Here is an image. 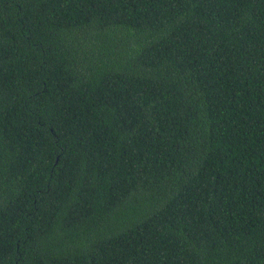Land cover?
Listing matches in <instances>:
<instances>
[{"label":"trees","instance_id":"1","mask_svg":"<svg viewBox=\"0 0 264 264\" xmlns=\"http://www.w3.org/2000/svg\"><path fill=\"white\" fill-rule=\"evenodd\" d=\"M0 264H264V0H0Z\"/></svg>","mask_w":264,"mask_h":264},{"label":"rangeland","instance_id":"2","mask_svg":"<svg viewBox=\"0 0 264 264\" xmlns=\"http://www.w3.org/2000/svg\"><path fill=\"white\" fill-rule=\"evenodd\" d=\"M252 37H255V36H253V35H252V36H250V38H252Z\"/></svg>","mask_w":264,"mask_h":264}]
</instances>
